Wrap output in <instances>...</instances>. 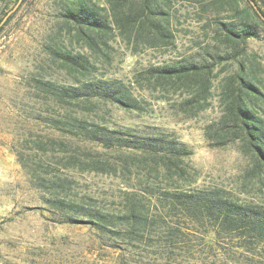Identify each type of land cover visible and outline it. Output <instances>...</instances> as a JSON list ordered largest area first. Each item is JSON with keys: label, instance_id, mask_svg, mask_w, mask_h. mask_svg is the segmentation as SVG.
<instances>
[{"label": "rangeland", "instance_id": "rangeland-1", "mask_svg": "<svg viewBox=\"0 0 264 264\" xmlns=\"http://www.w3.org/2000/svg\"><path fill=\"white\" fill-rule=\"evenodd\" d=\"M18 1L0 0V264H264L249 211L264 213V160L234 134L229 111L243 76L261 93L251 109L264 123V29L242 44L224 39L245 1L166 0L172 37L160 43L123 32L108 0H92L111 27L97 37L84 30L97 48L67 15L68 0ZM192 65L209 73L158 78ZM72 120L102 127L113 145L71 131ZM124 135L185 145L187 174L178 179L146 148L119 144ZM62 182L75 220L51 202L48 187ZM190 195L231 201L250 217L228 226L204 211L195 218L179 205ZM96 214L106 229L80 222Z\"/></svg>", "mask_w": 264, "mask_h": 264}, {"label": "trees", "instance_id": "trees-1", "mask_svg": "<svg viewBox=\"0 0 264 264\" xmlns=\"http://www.w3.org/2000/svg\"><path fill=\"white\" fill-rule=\"evenodd\" d=\"M139 1V5L136 7V2ZM235 5H238L245 1L246 7L243 9H237L236 12L240 14L238 17V24L233 31H227L224 39L229 44H242L246 39L257 36V30L259 28L264 29V12L260 9L255 0H232ZM71 2L72 9H67V15H69L74 21L81 24V33L86 36L88 44L91 48H97V42L95 36L88 35L84 30H87L92 35L101 36L105 35L108 30L111 29L109 23L106 20L105 15L99 13L97 6L92 3V0H68ZM166 0H108L109 10L107 13L111 14L113 23L120 28L123 32L127 30L135 29L137 35L147 34L151 39L157 42H168L172 33L167 28V13L162 9V5ZM129 3V4H127ZM127 6V9L125 8ZM263 17V18H262ZM68 58V56H67ZM72 64L79 67H83L81 59L70 57ZM209 73L207 67H182L180 69H174L173 71L163 72V75L158 76L161 79H173L177 78L181 81H188L191 78H201L205 74ZM240 87L238 93L233 95L232 102L229 107V111L233 116L234 134L242 136L246 144H248L254 151L264 160V123L256 116L251 105L254 101L259 99L261 93L256 86L249 81V79L238 76ZM199 81H201L199 79ZM202 90H207V81L202 79L199 83ZM99 94L101 96H108L123 107L133 108L134 101L127 97L124 91L119 89L107 91L105 87L99 86ZM111 92V93H110ZM70 130L79 133L85 139L93 141H101L106 146H111L110 140L114 137L107 135L102 127H94L88 129L82 121H68ZM236 129V130H235ZM114 133H116L114 131ZM112 132V134H114ZM105 136V139H104ZM123 141H119V144H125L126 146H132L134 148H146L148 155L151 156L155 162L158 161L165 171L170 175H174L178 179H182L187 174V168L182 165V159L189 156L191 153L187 147L174 140H167L163 137H149L147 140H132L129 135ZM128 138V139H127ZM157 163V162H156ZM157 163V164H158ZM65 184L58 183L48 187V192L51 195L54 208L59 214L65 216L68 220H75L74 216L68 215L69 211H73L72 205L66 203L64 196ZM195 195L187 197L186 201H182L179 204L183 207L191 216L197 218L202 216L203 211L207 214H215L219 216L226 224L233 225L236 222H245L246 214L241 207L237 206L231 201L225 200L220 202L218 199L201 198L197 197L193 200ZM58 200L59 202H55ZM193 200V201H192ZM130 215L133 217V223L138 222L140 214L136 210V207L132 206ZM252 213V217H256L254 225L255 230L259 235H264V213H260L256 210H249ZM89 219H83L80 222L84 224H92L97 228L106 229L107 221L102 215H90ZM250 217V216H249ZM91 218V219H90ZM249 224V222H248Z\"/></svg>", "mask_w": 264, "mask_h": 264}, {"label": "water", "instance_id": "water-1", "mask_svg": "<svg viewBox=\"0 0 264 264\" xmlns=\"http://www.w3.org/2000/svg\"><path fill=\"white\" fill-rule=\"evenodd\" d=\"M20 1H21V0L18 1V4H19ZM262 18H263V17H262ZM263 19H264V18H263Z\"/></svg>", "mask_w": 264, "mask_h": 264}]
</instances>
